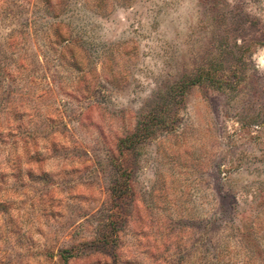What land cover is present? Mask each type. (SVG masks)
<instances>
[{
	"label": "rangeland",
	"instance_id": "rangeland-1",
	"mask_svg": "<svg viewBox=\"0 0 264 264\" xmlns=\"http://www.w3.org/2000/svg\"><path fill=\"white\" fill-rule=\"evenodd\" d=\"M0 264H264V0H0Z\"/></svg>",
	"mask_w": 264,
	"mask_h": 264
}]
</instances>
